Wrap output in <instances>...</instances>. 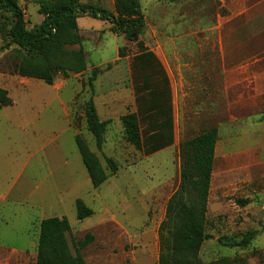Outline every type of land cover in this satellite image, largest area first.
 <instances>
[{
    "label": "rangeland",
    "instance_id": "rangeland-1",
    "mask_svg": "<svg viewBox=\"0 0 264 264\" xmlns=\"http://www.w3.org/2000/svg\"><path fill=\"white\" fill-rule=\"evenodd\" d=\"M138 1L145 27L137 40L129 39L123 33H113L108 21L79 14L80 46L86 52L87 68L79 73L71 71L67 77L60 73L53 84L19 75L22 52L17 44H9L8 38L13 15L0 10V86L8 90L13 100L9 106H0V195L10 192L25 161L30 159L39 167L45 156L53 153L54 158L43 161V166L53 162L54 166H61L62 173L72 169L73 182L61 194V202H55V197L50 213L65 215L76 239L83 238L87 232L93 234V240L83 250L88 264H160L158 230L165 217L167 200L180 181L179 145L198 131L189 125L187 111L191 98L190 92L183 87L178 98V117L182 122L178 123L179 130L176 123L174 128L175 141L179 132L178 143L148 154L145 149H137L126 141L121 116L138 110L134 76L137 70L135 56L142 51L141 46L157 57L156 68H162L164 73L160 71L153 79L158 81L160 93L167 98L171 94L168 82L171 85L175 79L188 80V76H196L193 72L195 63L200 64L204 55L208 56L207 66L213 69L212 76H225L220 73L222 59L215 46L220 28L225 45H229L226 66L233 69L243 62L252 64L258 58L244 76H254L253 71L257 72L256 76H264V0ZM19 3L24 9L28 28L39 25L44 16L38 0H19ZM91 3L115 12L114 0H91ZM239 40L245 41L244 44ZM249 42L253 47L250 48ZM206 43L209 46L207 53ZM72 46L79 47L77 44ZM217 60L219 64H216ZM95 67L100 71L92 87L89 78ZM230 76H241L240 71H233ZM90 97L94 99L100 117L109 122L102 149L97 148L87 129L84 106ZM169 99L172 106V94ZM35 115H40L37 123L43 131H51L54 137L59 134L60 141L53 145V152L37 150V154L32 153L33 145L27 139L32 140L34 136L35 126L29 120ZM253 115L256 116L254 129H263L260 111ZM261 117L264 119V114ZM67 121L69 130L65 129ZM78 134L88 140L104 166H107L106 157L117 160V173H110L97 188L93 187L86 167L83 168L75 140ZM225 147L227 144L223 140L218 151L222 152ZM65 156L70 158L68 168L62 166ZM41 168L36 172L42 173ZM228 180L227 187L222 159L218 156L205 228L208 237L200 251L201 259L208 264H264V184L260 181L259 192L251 193L250 188L251 192L244 194L241 192L245 187L239 185L235 173ZM223 188L229 191L221 195ZM219 196H222L224 207L218 202ZM77 198H82L93 208L91 216L82 220L77 218ZM245 199L249 202L237 203V200ZM16 210L10 199L0 208V232L11 235ZM248 234L253 238L247 245H242ZM1 236L3 239V234ZM2 239L0 243L5 242Z\"/></svg>",
    "mask_w": 264,
    "mask_h": 264
},
{
    "label": "trees",
    "instance_id": "trees-1",
    "mask_svg": "<svg viewBox=\"0 0 264 264\" xmlns=\"http://www.w3.org/2000/svg\"><path fill=\"white\" fill-rule=\"evenodd\" d=\"M114 1L115 12L98 7L91 0H38L44 17L39 25L30 29L19 0H0V10L13 15L8 38L9 44H17L22 52L19 75L53 84L60 73L67 77L71 71L86 70L88 60L80 46L79 14L108 21L113 33H123L129 39L137 40L145 27L139 1ZM76 44L79 47L72 46ZM141 48L135 56L137 70L134 76L138 110L123 114L121 122L126 141L150 154L173 144L174 120L169 101L171 94L168 98L163 97L157 87L158 81L153 79L163 69L156 68L158 59L152 51L143 45ZM99 71L97 67L92 70L89 78L92 87ZM12 103L8 90L0 86V106ZM84 113L87 129L97 148L102 149L109 122L100 117L92 97L85 102ZM75 140L94 188L104 183L110 173H117L119 166L114 158L106 157L107 166H104L84 136L78 134ZM217 140L218 128L211 126L179 145L180 181L167 200L165 217L158 230L160 264H208L202 261L200 251L208 237L205 228ZM248 202V199L237 200L240 205ZM75 205L80 220L94 213L82 198H77ZM72 233L65 215L42 219L36 264H88L83 250L93 240V234L87 232L83 238L76 239ZM252 238V234H248L242 245H247Z\"/></svg>",
    "mask_w": 264,
    "mask_h": 264
},
{
    "label": "crops",
    "instance_id": "crops-1",
    "mask_svg": "<svg viewBox=\"0 0 264 264\" xmlns=\"http://www.w3.org/2000/svg\"><path fill=\"white\" fill-rule=\"evenodd\" d=\"M218 36L215 46L222 59L220 62L222 72L220 73L225 76H212L213 69L207 66L206 58L208 56L205 57L204 55V59L201 60L204 65L202 62L200 64L195 63L196 68L193 72L196 76H188V80L175 79L171 85L169 82L167 84L173 96L174 128L176 123L177 130H179L178 123L182 122L178 117L180 105L178 98L181 95L179 91L185 87L190 92L191 98L187 111L190 115L189 125L198 130L196 134L211 127V122L214 123L213 126L218 128L212 179L215 174V161L220 156L226 186L228 187L229 176L235 173L239 179V185L245 187L241 193L249 194L250 188L253 190L251 193H255L260 190V181L264 184V128L261 130L254 129L256 116L253 115L260 111L259 120L264 121L261 117L264 114V76H256V71H253L254 76H244L249 71L248 68L256 63L254 61L259 60L258 58L252 61V64H250L251 62H243L233 69H229L226 66L229 45L228 43L227 46L225 45L222 28H220ZM240 42L244 44L245 41ZM249 45L250 48L253 47L252 42H249ZM205 49L207 53V49H209L207 43ZM241 52L243 53V50ZM248 54H251V51ZM235 56L233 54V57ZM217 63L219 64L218 60ZM233 71H240L241 76H230ZM59 95L60 93H57V96ZM38 119H40V115L31 116L29 120V123L35 126L32 140L27 139L33 145V152L30 150L33 155L37 154V150L53 152V145H57V142L60 141L59 134L54 137L51 135V131H43L41 127H38ZM65 129L69 130L68 121ZM223 140H225L227 147L219 152V143ZM178 142L179 132L176 141L174 137L173 144ZM35 145H39V147L36 149ZM51 154L52 156H45L39 163V167L30 159L25 161L18 170L14 184L10 187V192L0 195V208L10 199V203L17 209L14 213L16 223L13 232L10 233L11 235L0 232V240L2 239L1 234H3L2 240H5V242L0 243V264H36L40 222L46 217L57 215L50 213L53 212L54 203L61 202V194L73 182L72 169L69 171L67 169L62 173L61 166H54L53 162L43 166V161L47 162L49 158H54L53 153ZM69 164L70 158L65 156L62 166L68 168ZM82 164L84 168L83 160ZM37 168H41L43 172H36ZM27 169L29 172L26 174ZM211 187L208 206L211 203ZM235 188L237 189L236 186ZM221 191V195H224L228 193L229 189L223 188ZM56 196L57 199L54 202ZM218 202L224 207L222 196H219ZM234 205L238 206L235 203Z\"/></svg>",
    "mask_w": 264,
    "mask_h": 264
}]
</instances>
